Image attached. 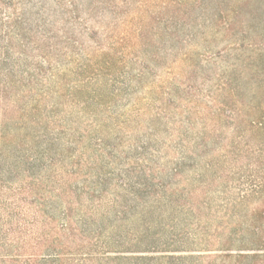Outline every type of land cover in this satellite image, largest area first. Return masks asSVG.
<instances>
[{
    "label": "rangeland",
    "instance_id": "374dc122",
    "mask_svg": "<svg viewBox=\"0 0 264 264\" xmlns=\"http://www.w3.org/2000/svg\"><path fill=\"white\" fill-rule=\"evenodd\" d=\"M193 1L130 0V9L117 14L82 8L80 18L69 24L73 39L60 33L56 60L42 64L43 71L51 66L56 78L47 79L48 69L39 83L24 81L27 97L0 118L5 135L0 137V264H100L92 254L107 252L105 241L94 246L97 235L86 228L95 229L101 220L45 215L35 200L49 201L53 194L47 183L74 161L83 164L82 172L85 164L110 171L112 163L122 171L131 162L156 170L167 185L191 191L198 203L192 214H183L181 199L146 223L155 250L183 260L145 264H235L221 256L264 254L239 247L236 240L225 246L233 234L246 235L251 215L260 211L255 224L264 235V200L229 206L227 214L224 208L248 190L257 164L264 163V152L255 153L264 148V135L250 129L254 115L247 111L253 91L257 102H264L263 92L245 83L235 98L220 86L235 40L223 28L203 26L202 10H194ZM241 75L238 70L236 76ZM236 79L240 87L241 78ZM27 157L38 160L29 164ZM31 173L43 179L34 190ZM142 225L125 222L122 239L128 241Z\"/></svg>",
    "mask_w": 264,
    "mask_h": 264
},
{
    "label": "trees",
    "instance_id": "16d2710c",
    "mask_svg": "<svg viewBox=\"0 0 264 264\" xmlns=\"http://www.w3.org/2000/svg\"><path fill=\"white\" fill-rule=\"evenodd\" d=\"M233 1L194 0L192 5L195 6L194 10H202V18H205L203 26L211 23L213 28H223L225 33L235 40L236 47L230 52L233 56L232 62L229 63L228 72H224L220 86L231 90V95L238 98V89L248 83L261 90L264 96V5L260 0H237L235 7H230L233 6ZM183 3H186V0H183ZM249 3H252V9L249 8ZM86 7L90 12L100 10L117 14L121 10H129L131 5L130 0H0V118L5 117L27 97L25 90L29 86H26L24 81L39 83L40 78L46 76L48 69L51 75L47 79L56 78V74H52L51 66L43 71L42 64L50 65L56 60L60 52L58 46L63 40L60 33H65L63 38L67 41L73 39L67 34L69 24L75 23L81 16V9ZM225 52L229 53V50ZM238 70L242 73L241 77L236 76ZM248 73L249 76L246 75ZM236 78H241L240 87ZM234 93L237 95H233ZM252 95L247 110L254 115V120L249 123L250 129L264 135V102L256 101L259 98L254 91ZM229 113L235 115L234 112ZM28 115L34 118L33 111H29ZM20 121L23 122L24 118ZM6 122L5 120L3 124H6L5 130L8 128ZM0 137L5 139L2 131ZM35 138L39 137L35 135ZM263 152L264 148L255 150L257 154ZM26 159L29 164L38 160H29V157ZM22 162L23 158H19V163ZM110 165L111 169L108 171V166L97 170L91 168V164H85L86 171L82 172L83 164L74 161L70 170L68 168L60 176L55 174V180L47 183L50 184L49 190L53 194L49 201L44 196L35 199L40 211L45 215L52 213L56 218H66L67 221L75 217L84 222L101 220L95 229L86 228L87 232L97 235L98 241L94 246H97L101 239L105 241L101 244L107 252L92 254V260L100 264H145L149 261L156 263L159 260H183V256L155 250L152 246L154 242L151 228L146 223L155 214L161 215L164 208L178 205L181 199L183 214H192L194 205L198 203L192 201L191 191L186 187L165 184V178L159 176L156 170H149L142 165L135 166L130 162L122 171H116L112 168L113 164ZM118 166L121 167L120 164H117ZM179 171L178 167L174 169V173ZM29 178L32 190L43 181L33 173ZM199 180H202V177ZM249 182L248 190H241L233 202L226 201V214L229 206L237 209L251 199L264 200V163L257 164L255 175L249 178ZM226 198L228 196H225ZM55 202H58L60 208ZM187 204L189 206H186ZM258 216H262L261 211L251 215L246 235L233 234L225 246L230 247L236 240L240 243L239 247L255 248V251L264 250L262 229L255 224ZM132 220L142 222V229L130 234L128 241L123 240L122 227L125 222ZM132 247L136 250H129L134 249ZM110 252L116 253V256H111ZM159 252L160 256H152ZM125 253L138 255L129 257L125 256ZM221 258L225 262L234 260L235 264H249L250 261L264 260V254L228 253Z\"/></svg>",
    "mask_w": 264,
    "mask_h": 264
}]
</instances>
